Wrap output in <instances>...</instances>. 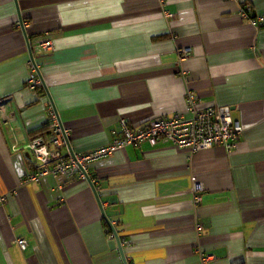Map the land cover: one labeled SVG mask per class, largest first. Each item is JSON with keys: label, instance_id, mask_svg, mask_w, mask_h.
Instances as JSON below:
<instances>
[{"label": "crops", "instance_id": "0c3cea01", "mask_svg": "<svg viewBox=\"0 0 264 264\" xmlns=\"http://www.w3.org/2000/svg\"><path fill=\"white\" fill-rule=\"evenodd\" d=\"M261 16L264 0H0V264H264ZM31 62L43 89L27 86ZM189 95L241 125L231 149L143 143L85 179L28 181L49 106L84 153L121 119L190 117Z\"/></svg>", "mask_w": 264, "mask_h": 264}, {"label": "built area", "instance_id": "2783aa9c", "mask_svg": "<svg viewBox=\"0 0 264 264\" xmlns=\"http://www.w3.org/2000/svg\"><path fill=\"white\" fill-rule=\"evenodd\" d=\"M242 16L247 17L245 10L242 11ZM263 20L264 17H257L252 20V23L256 24ZM52 48L50 41H44L35 46V49L44 52L52 50ZM183 53H187V50H184ZM30 67L32 73L28 78L27 86L31 90L43 89L45 84L38 69L33 62L30 63ZM7 99H0L1 112H4V102ZM186 103V111L191 114L190 117L176 113L170 118L147 121L139 127H132L126 120L121 119L118 138L107 145L84 153L71 152L69 131L62 126L54 108L49 106L50 134L47 140L38 137L28 141L29 152L35 160V172L28 176V181H39L45 176L85 179L87 168L92 163L106 159L127 146L139 148L143 143H149L153 147L160 141L168 142L175 148L188 150L192 153L209 150L216 146L228 149L234 146L242 131L238 122H234L227 114L217 112L212 107L199 109L197 100L192 95L187 97ZM4 118L12 120L11 115H5ZM191 191L194 204H200V193L202 192L200 183L193 181ZM114 233L109 234L110 239ZM16 244L21 250L27 246L26 240L23 238L17 239ZM195 251L199 252L197 248Z\"/></svg>", "mask_w": 264, "mask_h": 264}, {"label": "water", "instance_id": "95a60500", "mask_svg": "<svg viewBox=\"0 0 264 264\" xmlns=\"http://www.w3.org/2000/svg\"><path fill=\"white\" fill-rule=\"evenodd\" d=\"M111 245H112V247H114V246H115V243H114V241H111Z\"/></svg>", "mask_w": 264, "mask_h": 264}]
</instances>
